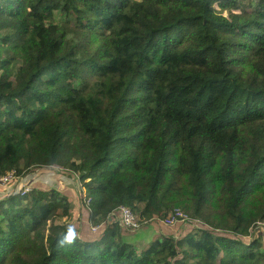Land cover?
<instances>
[{"label": "trees", "instance_id": "16d2710c", "mask_svg": "<svg viewBox=\"0 0 264 264\" xmlns=\"http://www.w3.org/2000/svg\"><path fill=\"white\" fill-rule=\"evenodd\" d=\"M9 171L72 174L104 229L79 236L55 188L11 190L0 264H264V0H0ZM119 207L200 226L138 251Z\"/></svg>", "mask_w": 264, "mask_h": 264}, {"label": "rangeland", "instance_id": "374dc122", "mask_svg": "<svg viewBox=\"0 0 264 264\" xmlns=\"http://www.w3.org/2000/svg\"><path fill=\"white\" fill-rule=\"evenodd\" d=\"M48 170V169H46ZM62 173V174H60ZM22 178V177H21ZM26 178V179H25ZM25 178H22L21 184L16 183H10L6 186H1V188H7L8 186L14 185L16 188V191H18L22 184L28 185L31 189L36 185H42L41 187H44L46 189L53 188L49 185L54 186L55 189H57L62 195L66 197L69 204L72 205V210L70 213V216L67 220V224L74 227V229L77 230L80 223H85V226L89 229V227L96 226L92 222L89 221V217L87 214V208L85 207V204L83 203V197L86 195L85 190L82 188L80 182L76 179L75 176L68 172H47L43 171V174L37 173L34 171L33 175H28ZM32 182V185L31 183ZM48 185V186H45ZM180 211V210H179ZM182 212V211H181ZM183 213V212H182ZM186 215V214H185ZM187 216V215H186ZM155 223V222H153ZM151 223V224H153ZM191 224H179L172 228L166 229L168 231L177 232L176 235L178 237H181L179 234L180 229H183L184 227L189 230L193 226L197 227L200 226L199 224L195 223ZM151 225L145 226L143 229L149 228ZM203 227V226H202ZM264 227L259 226L258 229L254 230L255 235H258L260 238V242L262 243L263 249H264ZM123 229H121L122 231ZM192 230V229H191ZM126 231V230H125ZM92 232V231H91ZM127 233H130L129 231H126ZM179 234V235H178Z\"/></svg>", "mask_w": 264, "mask_h": 264}, {"label": "built area", "instance_id": "2783aa9c", "mask_svg": "<svg viewBox=\"0 0 264 264\" xmlns=\"http://www.w3.org/2000/svg\"><path fill=\"white\" fill-rule=\"evenodd\" d=\"M22 178L16 176L14 171H9L5 173L4 175L0 176V185L6 186L10 183H18L21 184ZM31 188L28 185H23L20 188L21 195H26L30 192ZM84 204L88 206L89 199L87 197H84ZM116 217L119 222V226L121 229L130 231V232H136L140 229V225L138 224L135 216L131 212V210L128 207H119L116 211ZM159 226L169 229L179 224H191L193 223L190 218H188L184 213H182L179 210H173L170 212L166 217L163 219H160L158 221H155ZM100 228L99 225L91 227L90 230L92 232L97 231Z\"/></svg>", "mask_w": 264, "mask_h": 264}, {"label": "crops", "instance_id": "0c3cea01", "mask_svg": "<svg viewBox=\"0 0 264 264\" xmlns=\"http://www.w3.org/2000/svg\"><path fill=\"white\" fill-rule=\"evenodd\" d=\"M32 185V182H30ZM39 185V184H38ZM42 186V185H40ZM48 186V185H45ZM51 187L54 188V186L49 185ZM16 187L14 185L8 186L7 188H1L0 187V197L3 196L5 193L11 191V190H15ZM70 207H72V205H70ZM72 210V208H71ZM116 221L118 222L117 218ZM151 227L146 228V229H140L136 232H130L127 233L125 230H122V237L123 240L129 244L130 246H133L136 250H141L144 247L147 246V244L151 243L152 241L156 240L159 238V236L161 235H172L173 237H178L176 235V231L172 232V231H168L165 228L159 226L157 223H153L150 224ZM88 227V226H87ZM85 226V223H80L79 227L77 228L78 234L79 236H81L84 239H95L98 238L99 236H101V234L103 233V227L101 226L96 232H91L90 228L89 229ZM191 229L187 230L185 227L183 229H180L179 234L181 237H183L184 235H186ZM178 234V235H179Z\"/></svg>", "mask_w": 264, "mask_h": 264}, {"label": "bare ground", "instance_id": "6f19581e", "mask_svg": "<svg viewBox=\"0 0 264 264\" xmlns=\"http://www.w3.org/2000/svg\"><path fill=\"white\" fill-rule=\"evenodd\" d=\"M117 217H115V220H116ZM119 223V222H118Z\"/></svg>", "mask_w": 264, "mask_h": 264}]
</instances>
